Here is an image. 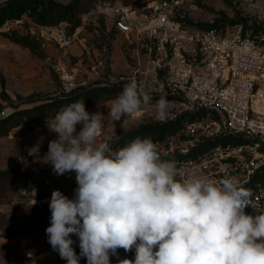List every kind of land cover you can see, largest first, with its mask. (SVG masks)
<instances>
[{"label": "clouds", "instance_id": "clouds-1", "mask_svg": "<svg viewBox=\"0 0 264 264\" xmlns=\"http://www.w3.org/2000/svg\"><path fill=\"white\" fill-rule=\"evenodd\" d=\"M155 102L165 121L171 101ZM152 96L135 81L111 101L107 115L89 113L84 100L61 108L49 130L43 162L55 175L74 173L72 199L53 190L48 242L67 264H111L118 249L135 250L118 264H264V209L253 189L233 178L185 174L150 137L113 150L99 142L106 121L123 120ZM82 124L77 133V125ZM114 124V123H113ZM36 203L34 199L32 205ZM252 207L258 214L246 213ZM71 235L79 238V256Z\"/></svg>", "mask_w": 264, "mask_h": 264}, {"label": "rangeland", "instance_id": "rangeland-1", "mask_svg": "<svg viewBox=\"0 0 264 264\" xmlns=\"http://www.w3.org/2000/svg\"><path fill=\"white\" fill-rule=\"evenodd\" d=\"M7 0H0V4ZM62 4L74 3L73 18H66L56 25L42 26L24 14L20 19L5 22L0 31L25 37L34 55L39 57L42 81L24 95L11 94L10 101L0 100V118L9 112L31 106L63 100V105L55 104L50 115L43 119H23L6 134L0 135V172H8L0 178V264H67L48 242L46 228L50 226L49 203L53 190H60L72 199L77 187L74 173L57 176L50 164L43 162L49 142L58 134L49 130L55 114L63 108L83 98H74V92L100 89L95 97L85 102L91 114L101 112L107 115L111 101L129 83L137 61L144 70V90L160 80V73L151 69L148 48L150 43L144 37L140 40L127 39L112 24V14L102 11L104 7L124 5L142 17L154 0H54ZM175 20L182 28L209 29L219 32H239L257 38L264 33V5L233 4L229 0H186L175 13ZM1 37V36H0ZM51 46L53 52L44 51ZM122 58L123 66L119 63ZM153 57V56H151ZM69 98V99H68ZM159 97H152L149 106H144L123 120L106 121L99 142H108L113 150L120 145L127 134H142L150 137L160 148L163 158L176 159L179 167L185 168L189 160L202 155L210 146L186 145L181 131L184 117L160 121L154 107ZM31 101V102H30ZM55 107V108H54ZM176 110L169 106L168 112ZM180 119L173 129H167L158 136L162 124ZM184 119V120H183ZM183 120V121H182ZM47 121V123H46ZM82 124L77 125V133ZM151 130V132H149ZM201 135V134H199ZM198 136V135H197ZM129 143V142H128ZM189 151L184 152L185 149ZM182 149V150H181ZM34 199L36 203L32 205ZM76 254L79 256V238L71 235ZM117 255L110 256L111 264L118 260H134L135 250L125 252L122 248ZM79 264H87L81 257Z\"/></svg>", "mask_w": 264, "mask_h": 264}, {"label": "built area", "instance_id": "built-area-1", "mask_svg": "<svg viewBox=\"0 0 264 264\" xmlns=\"http://www.w3.org/2000/svg\"><path fill=\"white\" fill-rule=\"evenodd\" d=\"M185 1L154 0L140 18L124 5L102 11L112 14V24L127 39H148L151 70L160 73L148 91L152 97L166 95L176 109L166 120L184 117L182 143L213 144L181 170L217 180L233 178L253 189L264 209V185L254 183L264 170V33L255 38L182 28L175 13ZM229 1L264 5V0ZM144 73L137 61L129 83L144 88ZM245 211L258 214L252 207Z\"/></svg>", "mask_w": 264, "mask_h": 264}, {"label": "trees", "instance_id": "trees-1", "mask_svg": "<svg viewBox=\"0 0 264 264\" xmlns=\"http://www.w3.org/2000/svg\"><path fill=\"white\" fill-rule=\"evenodd\" d=\"M73 9V2L62 4L54 0H7L0 4V27L7 21L20 19L24 14H28V16L31 17L33 19V22L37 25L52 26L56 25L58 22L64 19H72ZM67 13H69V16L66 18ZM0 34L9 38L13 42L21 44L23 46H27L28 48H30L32 53L35 52L34 50H32V47L29 45V43L24 39L25 37L12 35L11 33L5 31H1ZM99 90L100 89L98 88H94L85 92H74L73 97L76 99H79L81 97L85 102H89L91 97H95L98 94ZM63 99L60 98V100L55 101L50 99L47 101L51 102H45L43 104L31 106L26 109H17L9 113L8 115L1 117L0 135L6 134L12 127H15L22 123L23 119L34 121L48 117L55 104L60 106L63 105L64 102H70L69 98V100L67 101H64ZM0 100L10 101V96L6 94L4 90V82L2 79H0ZM178 121H180V119L162 124V128H160L161 130L157 132L158 136H161L163 132L168 131L167 129L175 128L178 124ZM149 132H151V130ZM136 137L143 138V135H139L136 133L127 134L126 138H121L120 145H123L126 142H130ZM7 174L8 172H0V178ZM254 183L257 185H264V170L262 176L257 177Z\"/></svg>", "mask_w": 264, "mask_h": 264}, {"label": "crops", "instance_id": "crops-1", "mask_svg": "<svg viewBox=\"0 0 264 264\" xmlns=\"http://www.w3.org/2000/svg\"><path fill=\"white\" fill-rule=\"evenodd\" d=\"M0 36V79L4 82V90L10 97L13 93L27 94L43 79L39 57L27 46L13 42L1 34ZM44 51L53 52V48L47 45ZM118 60L120 66L124 67V60L119 57Z\"/></svg>", "mask_w": 264, "mask_h": 264}]
</instances>
